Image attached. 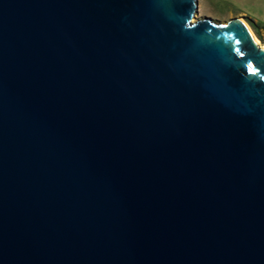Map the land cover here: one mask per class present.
Returning <instances> with one entry per match:
<instances>
[{
    "label": "water",
    "instance_id": "obj_1",
    "mask_svg": "<svg viewBox=\"0 0 264 264\" xmlns=\"http://www.w3.org/2000/svg\"><path fill=\"white\" fill-rule=\"evenodd\" d=\"M198 7L0 0V264H264V45Z\"/></svg>",
    "mask_w": 264,
    "mask_h": 264
},
{
    "label": "rangeland",
    "instance_id": "obj_2",
    "mask_svg": "<svg viewBox=\"0 0 264 264\" xmlns=\"http://www.w3.org/2000/svg\"><path fill=\"white\" fill-rule=\"evenodd\" d=\"M198 3V12L193 21L211 18L226 23L232 18L241 17L264 45V0H198Z\"/></svg>",
    "mask_w": 264,
    "mask_h": 264
},
{
    "label": "snow or ice",
    "instance_id": "obj_3",
    "mask_svg": "<svg viewBox=\"0 0 264 264\" xmlns=\"http://www.w3.org/2000/svg\"><path fill=\"white\" fill-rule=\"evenodd\" d=\"M237 43H239V41H237ZM237 51H239V50H237ZM261 51H264V49H262ZM240 55H241V56H244L245 53L241 52ZM246 67H247L249 73L252 74V75H256V74H258L259 71H260V69H259L257 66H254V64H253V62H252L251 60H249V61L247 62ZM260 78H261L262 80H264V75H261Z\"/></svg>",
    "mask_w": 264,
    "mask_h": 264
},
{
    "label": "bare ground",
    "instance_id": "obj_4",
    "mask_svg": "<svg viewBox=\"0 0 264 264\" xmlns=\"http://www.w3.org/2000/svg\"><path fill=\"white\" fill-rule=\"evenodd\" d=\"M248 24H249V23H248ZM248 24H247V25H248ZM248 27H249V29H250L252 35L254 36V39H255L257 42H259L258 37H256V35H255L254 32H253V29L250 27V25H248Z\"/></svg>",
    "mask_w": 264,
    "mask_h": 264
}]
</instances>
